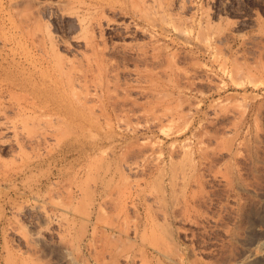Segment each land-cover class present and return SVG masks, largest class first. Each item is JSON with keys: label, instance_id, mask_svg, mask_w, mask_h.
Returning a JSON list of instances; mask_svg holds the SVG:
<instances>
[{"label": "rangeland", "instance_id": "1", "mask_svg": "<svg viewBox=\"0 0 264 264\" xmlns=\"http://www.w3.org/2000/svg\"><path fill=\"white\" fill-rule=\"evenodd\" d=\"M56 1L0 0V31L36 32L83 97L78 118L45 97L61 144L0 135V264H264V0L90 16L127 37L81 32ZM19 58L0 41V82L29 76Z\"/></svg>", "mask_w": 264, "mask_h": 264}, {"label": "bare ground", "instance_id": "2", "mask_svg": "<svg viewBox=\"0 0 264 264\" xmlns=\"http://www.w3.org/2000/svg\"><path fill=\"white\" fill-rule=\"evenodd\" d=\"M64 0H57L54 4H43L44 10L57 11L59 13L60 3ZM73 3L72 10L67 16L82 32L87 29H97L99 32L111 31L112 28L121 30L125 37L128 36L129 24L114 23L106 20L103 23L94 22L90 16L100 9H108L117 16H123L120 8L116 7L115 0H69ZM181 1V0H180ZM18 39L13 34L3 30L0 31V41L7 44L11 50L18 52L24 66L30 67V74L27 78H17L16 75H7L0 82V135H6L10 143L18 149L22 145H34L53 141L57 144L63 142L64 137L58 134L52 124V117L47 110H50L48 97L50 91L58 92L63 98L64 109L69 116L78 118L83 104L81 91V76L73 72L70 75L66 63L55 59V51L49 47H39L35 43L36 32L28 33L27 38L19 34ZM26 45H21L24 42ZM209 47V43L205 44ZM124 52V47L120 48ZM138 55V54H136ZM68 76L65 79L64 76ZM73 77V79H72ZM30 83H33L31 86ZM37 85H40L37 87ZM93 94H88L92 98ZM37 130H40L37 133ZM4 146V143H0ZM132 171L133 168H127ZM223 176H212V180L218 184L224 183ZM38 238V237H37Z\"/></svg>", "mask_w": 264, "mask_h": 264}]
</instances>
